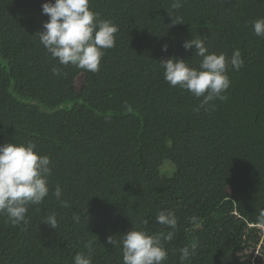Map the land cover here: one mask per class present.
Wrapping results in <instances>:
<instances>
[{"label": "trees", "instance_id": "trees-1", "mask_svg": "<svg viewBox=\"0 0 264 264\" xmlns=\"http://www.w3.org/2000/svg\"><path fill=\"white\" fill-rule=\"evenodd\" d=\"M45 2L0 0V143L31 141L52 167L49 195L29 206L27 225L0 215V264H73L89 240L92 264H123L107 237L132 227L166 233L160 210L178 220L164 264H180L178 249L193 243L186 264H264L256 226L264 210V38L251 25L264 18V0H183L180 9L172 0H90L118 26L96 73L46 52L38 34ZM198 36L211 53L230 58L239 49L244 65L228 66L226 100L196 112L200 100L171 87L159 62L175 56L198 67L201 58L183 47ZM57 184L68 207L52 195ZM51 213L56 229L41 223Z\"/></svg>", "mask_w": 264, "mask_h": 264}, {"label": "clouds", "instance_id": "clouds-1", "mask_svg": "<svg viewBox=\"0 0 264 264\" xmlns=\"http://www.w3.org/2000/svg\"><path fill=\"white\" fill-rule=\"evenodd\" d=\"M182 6L183 0H172V9ZM42 14L47 15L48 19L43 22V30L38 34L46 52L60 65L98 72L105 50L115 46L118 26L91 10L90 0H48L42 4ZM251 25L255 35L264 38V18L251 21ZM183 47L186 51L195 50L194 55L201 58L198 67L175 56L163 59L159 66L164 70V80L171 87L186 90L200 100L196 112L200 108L207 110L206 106L214 100H226L225 93L231 85L228 66L239 71L244 65L240 50L235 49L230 58L224 53H211L205 45V37L200 36L185 40ZM162 50L166 52L167 45ZM52 72L56 76L61 75L59 67H53ZM51 175V160L48 155L36 151L35 143H0V215L6 216L14 227L21 223L27 225L29 206L41 204L49 195ZM52 195L62 207L69 206L67 201L61 199L63 189L59 184ZM73 219L78 223L80 217L74 215ZM155 219L170 230L152 234L145 227H132L119 240L111 235L107 237L108 244L114 248L121 247L123 264H164L168 259L164 244L174 239L178 220L171 210L158 211ZM190 220L195 222L196 217H190ZM41 223L56 229V214H49ZM141 223L147 225L148 221L145 219ZM256 226L264 230V210L259 211ZM93 243L91 240L86 243L87 254H75L73 264H92ZM196 248L197 245L193 243L178 249L180 264L189 262L196 255Z\"/></svg>", "mask_w": 264, "mask_h": 264}, {"label": "rangeland", "instance_id": "rangeland-1", "mask_svg": "<svg viewBox=\"0 0 264 264\" xmlns=\"http://www.w3.org/2000/svg\"><path fill=\"white\" fill-rule=\"evenodd\" d=\"M163 171H165L166 173L170 174L173 171L171 164L168 163V162L164 163ZM262 237L264 238V230H263V233H262Z\"/></svg>", "mask_w": 264, "mask_h": 264}]
</instances>
